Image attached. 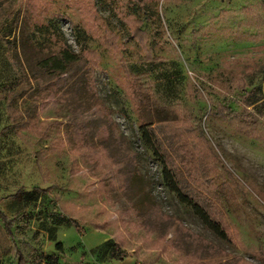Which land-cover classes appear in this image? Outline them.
Segmentation results:
<instances>
[{"label": "rangeland", "instance_id": "374dc122", "mask_svg": "<svg viewBox=\"0 0 264 264\" xmlns=\"http://www.w3.org/2000/svg\"><path fill=\"white\" fill-rule=\"evenodd\" d=\"M263 6L0 0V264H264ZM14 21L82 52L89 103L47 94L11 125ZM140 103L171 111L156 129L167 163L228 241L162 185Z\"/></svg>", "mask_w": 264, "mask_h": 264}, {"label": "trees", "instance_id": "16d2710c", "mask_svg": "<svg viewBox=\"0 0 264 264\" xmlns=\"http://www.w3.org/2000/svg\"><path fill=\"white\" fill-rule=\"evenodd\" d=\"M262 1L264 3V0ZM14 25L16 27L14 35L6 40L13 59L21 68V74L3 95L5 110L11 118V125L16 129L19 128L14 115H19L18 119L20 116L32 117L36 105L47 94H61L64 98L66 97L65 102L67 101L71 110L89 103L94 97L91 93L93 85L89 79V71L81 64L82 52L75 51L66 40H61L53 46H41L31 38L28 22L19 21L16 25L14 21ZM135 111L134 120L138 138L159 166V178L162 185L168 192L175 195L180 203L188 206L200 223H203L215 236L228 241L221 223L210 215L207 206L196 197V194L183 190L173 167L167 163L156 129L159 123L168 120L171 111L156 106L149 108L146 103L138 104ZM90 120L95 122L96 119ZM0 216L7 227L9 224L7 216L1 212ZM189 239L191 240L192 237Z\"/></svg>", "mask_w": 264, "mask_h": 264}]
</instances>
